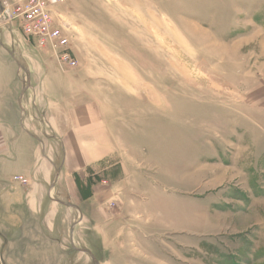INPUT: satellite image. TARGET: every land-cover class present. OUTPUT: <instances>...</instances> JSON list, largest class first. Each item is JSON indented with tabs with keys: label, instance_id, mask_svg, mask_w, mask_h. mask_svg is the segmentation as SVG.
<instances>
[{
	"label": "rangeland",
	"instance_id": "rangeland-1",
	"mask_svg": "<svg viewBox=\"0 0 264 264\" xmlns=\"http://www.w3.org/2000/svg\"><path fill=\"white\" fill-rule=\"evenodd\" d=\"M63 16L75 66L15 22L0 26L15 64L0 53V74L37 76L24 101L57 167V139L94 126L108 151L52 192L84 213L72 236L73 209L30 207L31 178L13 179L36 168L34 147L0 126V264H264V0H69ZM92 186L111 191L108 237L85 202ZM155 193L162 222L142 231L149 214L132 209Z\"/></svg>",
	"mask_w": 264,
	"mask_h": 264
},
{
	"label": "crops",
	"instance_id": "crops-1",
	"mask_svg": "<svg viewBox=\"0 0 264 264\" xmlns=\"http://www.w3.org/2000/svg\"><path fill=\"white\" fill-rule=\"evenodd\" d=\"M0 44L1 46H3L0 48L1 51L0 53L2 54L3 57L2 60L8 65L10 64V67L12 66L15 67L14 62L9 58L10 51L5 47L2 41L0 42ZM44 75H45L44 73L42 74L40 73V78L45 79ZM36 77L37 76H34L33 71H29L27 74H25L26 84L24 86V82H23L24 80H22L24 77L21 79V72L19 70L14 71V76L12 75L9 76L7 73L1 72L0 106L3 105L4 107L5 116L3 115V117H5V120L3 122H0V126L2 128L16 126L18 128L16 133V137L18 138V141L22 144H24L25 142L29 143L30 145H32V147H34L35 161L33 165L36 168L32 170L24 168L16 172L17 174H20V176L22 177L31 178L32 184L29 187V189H27V193L30 195V199H29L30 207L32 208L41 207L44 199H47V201L60 205L61 207L66 208L68 210L73 209L77 213V218L70 224V229H69L73 236V233L75 232L76 228L79 225H81V223L85 219L84 213L82 212L81 207L78 204L62 201L54 197L52 195V192L55 191L58 185V181L60 180V178L64 177L65 173L67 174L83 173L84 169L88 165L96 161V159L99 156V153H101L102 151L103 152L108 151V149L107 150L105 149V146L107 145L106 143H108L109 138L105 140H101L100 138L97 137V136L101 137L102 135L99 134V132H101L99 125V126H94L98 128V134L93 133L92 135L83 138L82 141L70 137L71 136L70 134H68L70 136H67L66 139L64 138L57 139V141L59 140L61 142V146H62L61 149L62 154L60 156V158L62 159L61 165L60 167H57L55 165V160H57L56 147H55L56 143H53V140L49 139L44 134V132H46V129H44L45 124L43 126L40 125L42 130L38 129L36 125L33 124L32 120L30 119V111L28 109V105L26 106L25 103V101L27 100V96L30 95V93H32V95L35 94L34 79H36ZM15 80H17L19 85L17 92L15 87L13 89H8L15 84L14 83ZM15 86L17 85L15 84ZM97 93L101 94V90L98 91ZM8 105L9 107H7ZM0 118L2 119V114L0 115ZM79 126L80 124L78 125L74 124L71 126L73 128L74 134H77ZM39 133L42 135H40ZM12 142H14V140H12ZM15 148H17L16 144H15ZM52 174H53V179L51 180ZM4 176H5L4 164L1 163L0 178L3 179ZM92 187H93L92 194H90L86 198L85 202H91L93 203V206H95L92 210V221L94 224V229L98 231V233H101V231H103L102 235H106L107 223H104L105 222L104 217L111 216L112 212L110 213L106 210L105 204L107 203L108 199L111 196V191L109 190L96 191V189L99 187L97 188L94 186ZM0 191L2 192L3 189H0ZM159 195L160 194L155 193L153 195V198H151L149 201H146L144 204H140V208L134 206V209H132V212L134 211L135 214H136L135 211L136 209H140L141 215H144L145 212H148L149 214V218L147 222L145 220H141L140 222V224H142V227H140L142 231H149L150 229H156L158 228V223L162 222L163 216L159 212L157 208L158 203L156 202V200L159 199ZM160 199L163 201L162 195H160ZM128 202H129L128 203L129 206L132 205L131 200ZM26 205H28V202H26ZM113 213L116 215L115 212ZM111 220H109L108 222H111ZM102 221L104 222L101 223ZM105 237H108V235H106ZM70 239H72V237H70ZM4 250L5 247L2 244L0 246V254H4L5 253ZM34 264H38L36 263V260H34Z\"/></svg>",
	"mask_w": 264,
	"mask_h": 264
},
{
	"label": "built area",
	"instance_id": "built-area-1",
	"mask_svg": "<svg viewBox=\"0 0 264 264\" xmlns=\"http://www.w3.org/2000/svg\"><path fill=\"white\" fill-rule=\"evenodd\" d=\"M68 1L0 0V22L8 25L9 30L16 22L25 41L36 44L39 48L52 50L60 55L63 62L75 66L74 59L67 52L68 22L63 16V8ZM13 180L22 185L27 183L21 176H15Z\"/></svg>",
	"mask_w": 264,
	"mask_h": 264
},
{
	"label": "trees",
	"instance_id": "trees-1",
	"mask_svg": "<svg viewBox=\"0 0 264 264\" xmlns=\"http://www.w3.org/2000/svg\"><path fill=\"white\" fill-rule=\"evenodd\" d=\"M87 195L89 196V194H87ZM88 196H87V197H88Z\"/></svg>",
	"mask_w": 264,
	"mask_h": 264
},
{
	"label": "water",
	"instance_id": "water-1",
	"mask_svg": "<svg viewBox=\"0 0 264 264\" xmlns=\"http://www.w3.org/2000/svg\"><path fill=\"white\" fill-rule=\"evenodd\" d=\"M27 74V73H26Z\"/></svg>",
	"mask_w": 264,
	"mask_h": 264
}]
</instances>
